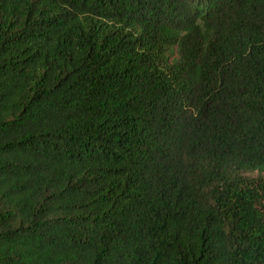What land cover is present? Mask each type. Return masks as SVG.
Wrapping results in <instances>:
<instances>
[{
	"label": "trees",
	"instance_id": "1",
	"mask_svg": "<svg viewBox=\"0 0 264 264\" xmlns=\"http://www.w3.org/2000/svg\"><path fill=\"white\" fill-rule=\"evenodd\" d=\"M0 264H264V0H0Z\"/></svg>",
	"mask_w": 264,
	"mask_h": 264
}]
</instances>
